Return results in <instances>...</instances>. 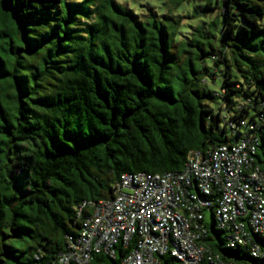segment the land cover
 Masks as SVG:
<instances>
[{"label": "trees", "instance_id": "1", "mask_svg": "<svg viewBox=\"0 0 264 264\" xmlns=\"http://www.w3.org/2000/svg\"><path fill=\"white\" fill-rule=\"evenodd\" d=\"M191 2L190 20L213 19L185 33L178 12ZM152 8L0 0V264H59L80 204L113 198L125 173L184 171L191 151L240 137L242 121L264 170V0ZM226 236L209 225L215 254L264 262ZM135 244L89 264H123Z\"/></svg>", "mask_w": 264, "mask_h": 264}, {"label": "built area", "instance_id": "2", "mask_svg": "<svg viewBox=\"0 0 264 264\" xmlns=\"http://www.w3.org/2000/svg\"><path fill=\"white\" fill-rule=\"evenodd\" d=\"M206 154L191 151L182 172L125 173L114 197L85 201L77 238L59 264H89L93 254L115 257L116 245L136 240L123 264H249L215 254L206 238L208 213L229 248L242 247L264 260V170L255 164L259 139L253 126ZM214 211V212H213ZM172 261L163 263L162 257ZM261 264H264L262 262Z\"/></svg>", "mask_w": 264, "mask_h": 264}, {"label": "rangeland", "instance_id": "3", "mask_svg": "<svg viewBox=\"0 0 264 264\" xmlns=\"http://www.w3.org/2000/svg\"><path fill=\"white\" fill-rule=\"evenodd\" d=\"M119 1L135 11L144 12L148 8L153 7L152 8L153 10L158 9L159 12L165 13L164 3L166 0H119ZM196 4H197L196 2L188 3L178 12L186 17L184 21L185 33L190 32V27H195L197 24L203 21L208 23L211 19H213V17H209L208 19H204V20H195V21L190 20L188 17L191 15L193 7ZM241 132L245 134L247 131L244 128H242ZM207 220L209 221L210 225H212L213 219L211 212L208 213Z\"/></svg>", "mask_w": 264, "mask_h": 264}]
</instances>
